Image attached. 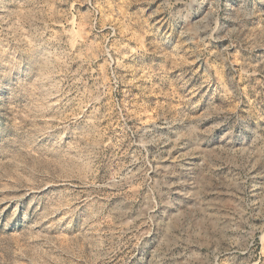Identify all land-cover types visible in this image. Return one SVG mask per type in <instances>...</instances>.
<instances>
[{
    "label": "rangeland",
    "instance_id": "obj_1",
    "mask_svg": "<svg viewBox=\"0 0 264 264\" xmlns=\"http://www.w3.org/2000/svg\"><path fill=\"white\" fill-rule=\"evenodd\" d=\"M0 264H264V0H0Z\"/></svg>",
    "mask_w": 264,
    "mask_h": 264
}]
</instances>
